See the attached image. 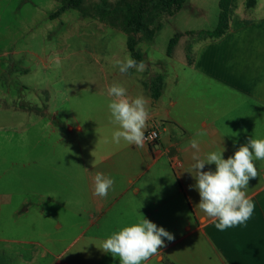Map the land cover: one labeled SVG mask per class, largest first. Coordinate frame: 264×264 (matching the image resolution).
<instances>
[{"label":"crops","instance_id":"0c3cea01","mask_svg":"<svg viewBox=\"0 0 264 264\" xmlns=\"http://www.w3.org/2000/svg\"><path fill=\"white\" fill-rule=\"evenodd\" d=\"M240 1L233 5L229 28L221 37L213 39L186 34L215 29L179 32L183 36L173 55H167L172 64L171 72L143 53L146 78L142 82L145 91L140 96L146 99L149 111L145 132L151 128L158 130L159 140L152 145L144 143L143 148L121 140L119 144L114 143L113 151L90 165L84 177L72 176V182L83 179L86 183L89 207L85 211L91 216L90 226L98 225L99 229L113 234L144 217L174 235L173 241L162 238L166 246L148 262L264 264V160L254 161L258 176L249 180L246 190L255 204L251 219L245 225L224 231L217 230L215 221L199 209L200 196L194 187L196 180L189 173L195 162L192 159L195 150L190 147L194 138L199 140L201 159L210 152L223 149L222 156L227 159L241 145L247 144L250 137L264 139V0H258L252 8H247L246 0ZM183 41L187 46L184 54L177 58ZM157 75H162L164 88L161 96L154 99L148 83ZM23 112L28 114L27 125L34 117L36 124H43L45 128H65L70 134L84 132L79 123L73 126L60 122L58 113H49L47 109ZM47 117L49 121H46ZM112 127L109 123L108 128ZM114 127L116 130L117 126ZM108 128L99 131L105 132ZM32 129L27 127V132ZM201 132L203 135L198 136ZM101 142L103 150H109L114 141L105 135ZM215 167L206 164L203 171H215ZM98 172L115 180L107 197L93 195L94 177ZM46 195L35 192L27 200V192L21 195L0 193V211L21 197L16 214L33 212L46 220L49 217ZM74 198L72 204L67 200L59 204L65 208L70 221L74 215L81 217L79 201ZM54 215L51 214V218H55L54 228L59 235L48 239V233L42 232L40 242L8 236L1 239L7 244L0 246L1 252L5 256L12 253L8 245L17 241L28 245L26 253L17 252L25 264H71L70 260H64L67 248L76 244L81 236L77 235L73 240L60 236L63 220L59 214ZM102 254L95 255L94 250H89L90 264L96 259L113 258L110 253Z\"/></svg>","mask_w":264,"mask_h":264},{"label":"rangeland","instance_id":"374dc122","mask_svg":"<svg viewBox=\"0 0 264 264\" xmlns=\"http://www.w3.org/2000/svg\"><path fill=\"white\" fill-rule=\"evenodd\" d=\"M109 1L115 5L120 0ZM99 2L86 0L87 13L95 14ZM60 7L59 0H0V193L27 192V200L35 192L45 193L49 213L46 220L33 212L18 215L22 198H15L11 206L0 211V246L7 245L1 239L8 236L40 242L42 232L48 233V239L59 235L54 228L55 218H51L55 213L64 224L60 236L72 240L81 236L67 248L64 260L90 264L88 251L103 255L101 244L111 234L98 225L90 226L91 216L85 211L89 207L86 183L83 179L72 182V176L84 177L90 165L114 150L115 142L110 143L109 150H103L101 142L105 135L112 139L115 130L114 124L112 129L108 128V87L120 84L129 97L143 95L146 72L135 68L127 73L119 71L116 62L131 56L125 32L99 19L83 17L75 9L51 20L50 15ZM218 13V0H186L185 7L174 17L160 18L163 27L152 40H146L142 34L137 36L138 43L141 41L138 49L171 72V60L166 54L169 41L180 31L215 29ZM185 45L183 41L177 58L184 54ZM27 109L58 113L60 122L73 126L79 123L84 132L70 134L65 128H45L36 124L33 116L27 125L28 114L23 112ZM29 126L33 129L27 132ZM34 126L43 129L39 131ZM102 128L108 129L99 131ZM73 197L79 201L81 211V217L73 218L78 226L68 220L65 208L59 205L63 200L72 204ZM93 237L103 240L99 242ZM8 247L12 253L5 256L0 250V264H25L17 252L26 253L28 245L16 241ZM92 264L120 261L110 256Z\"/></svg>","mask_w":264,"mask_h":264},{"label":"clouds","instance_id":"9594fccd","mask_svg":"<svg viewBox=\"0 0 264 264\" xmlns=\"http://www.w3.org/2000/svg\"><path fill=\"white\" fill-rule=\"evenodd\" d=\"M116 63L121 73H127L132 68L138 72L145 70L144 62H137L130 55ZM107 93L111 97L108 103L111 123L117 126L112 140L117 144L123 140L128 145L143 148L149 119L146 99L142 96L129 97L120 84L109 86ZM197 135L202 136L203 133ZM190 147L195 150L192 156L195 162L189 173L196 180L194 187L200 196L199 209L215 221V228L219 231L245 225L255 208L246 190L249 180L258 176L254 161L264 160V139L250 137L247 144L241 145L227 159L222 156L225 149L210 152L201 159L198 154L199 140L195 138L190 141ZM206 164H214L215 171H203ZM114 184V178L98 172L94 177L93 195L107 197ZM162 238L173 241L174 235L143 217L111 234L102 242L100 249L114 258L118 257L120 264H147L166 246Z\"/></svg>","mask_w":264,"mask_h":264},{"label":"trees","instance_id":"16d2710c","mask_svg":"<svg viewBox=\"0 0 264 264\" xmlns=\"http://www.w3.org/2000/svg\"><path fill=\"white\" fill-rule=\"evenodd\" d=\"M61 7L50 15V19L59 18L68 10H78L83 17L99 19L114 29H119L128 35L127 47L133 59L137 62H145L144 55L138 49L137 36L144 35L147 40H152L161 31L163 24L160 18L163 15L170 17L180 12L186 4V0H120L113 5L109 0H100L96 6L95 14L87 13L84 8L86 0H59ZM237 0H219V23L213 31H201L198 33L187 32L186 34H198L204 38H219L229 28L232 7ZM258 0H246L247 8H252ZM158 21V22H157ZM183 36L177 33L168 44L167 55L171 57ZM154 99H158L164 88L162 75H157L148 83Z\"/></svg>","mask_w":264,"mask_h":264},{"label":"built area","instance_id":"2783aa9c","mask_svg":"<svg viewBox=\"0 0 264 264\" xmlns=\"http://www.w3.org/2000/svg\"><path fill=\"white\" fill-rule=\"evenodd\" d=\"M145 137L146 139L144 143L147 145H152L159 140L160 134L158 130L151 128L145 132Z\"/></svg>","mask_w":264,"mask_h":264}]
</instances>
